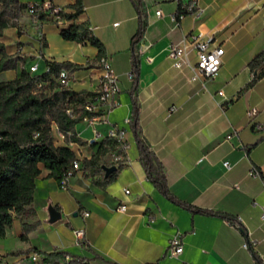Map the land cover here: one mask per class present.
<instances>
[{
	"label": "crops",
	"instance_id": "1",
	"mask_svg": "<svg viewBox=\"0 0 264 264\" xmlns=\"http://www.w3.org/2000/svg\"><path fill=\"white\" fill-rule=\"evenodd\" d=\"M19 1L51 3L71 14L76 0ZM142 1L148 26L137 48L140 81L135 94L129 78L132 39L139 27L135 0H82L83 14L60 23L50 17L37 22L23 9L17 24L2 31L0 59L5 53L19 54L23 60L15 69L0 72L1 81L14 79L33 64L42 74L48 62H68L69 88L96 94L101 75L98 49L60 35L73 23H87L105 46L120 92L105 120L84 130H78L83 122L77 124L75 130L85 143L69 146L79 160L90 158L112 129L125 131L127 145L121 154L123 168L104 188L83 171L61 188L42 167L32 205L36 213L16 219L0 239V258L7 264H43L41 255L33 262L34 250L63 251L92 264H257L236 224L172 203L148 179L131 127L133 98L140 109L142 137L155 153L171 193L196 208L234 216L264 263V77L242 91L253 78L249 63L264 50V0H198L203 13L187 14L179 22L173 20L177 1ZM10 29L14 39L8 36ZM193 31L214 36L225 50L219 74L205 86L191 80L188 68H175L170 56L171 46ZM192 59L195 62L194 55ZM253 108L257 114L250 116ZM62 142L57 145L67 144ZM118 150L105 160L113 163ZM255 168L260 176L253 175ZM121 204L125 211L119 209ZM50 207L61 212L56 222H51ZM85 212L90 215L85 217ZM23 223L37 224L26 239L21 237ZM77 229L84 230L83 243L77 242ZM176 235L183 252L171 258L167 248Z\"/></svg>",
	"mask_w": 264,
	"mask_h": 264
},
{
	"label": "trees",
	"instance_id": "2",
	"mask_svg": "<svg viewBox=\"0 0 264 264\" xmlns=\"http://www.w3.org/2000/svg\"><path fill=\"white\" fill-rule=\"evenodd\" d=\"M29 5L19 0H0V35L5 28L11 25V20L17 18L23 9ZM139 13V27L132 39L133 79L132 94L138 90L140 81V57L137 53L139 42L147 29L148 22L142 0H135ZM75 11L71 14H62L64 19L77 20L84 12L82 0H76L72 6ZM178 13L188 14L179 5ZM52 16L42 15L41 19ZM66 41L82 45H91L98 49V56L105 54V46L97 38L87 23H73L60 31ZM1 53V52H0ZM98 57V58H99ZM23 58L19 54L8 56L3 53L0 59V72L15 69ZM49 71L42 74H32L23 69L19 76L12 80L0 81V239L4 238L7 229L12 227L16 219L34 215L33 208L36 179L42 172V167L50 171L49 176L61 186L62 180L73 171L75 161H81V171L93 182L106 187L117 177L124 166V161L117 164V170L106 177L105 166H113L105 160L107 155L115 152L119 147L117 140L106 137L98 143L96 152L90 158L79 160L76 152L69 146L70 143L83 145L85 142L78 136L75 128L83 122L86 116L94 115L86 109V104L95 102L97 94L87 91H74L60 86L57 77L62 69L69 70L72 64L68 62H48ZM249 68L253 78L242 91L255 86L264 77V50L250 63ZM242 91L239 93H242ZM72 111L69 114L68 111ZM140 109L136 98H133V112L131 127L135 135L140 161L147 173L148 179L172 203L189 210L192 213L204 214L223 218L237 225L246 236L249 250L257 264H264L261 257L255 252L249 241L245 226L234 216L213 210H203L179 200L168 186L166 177L161 172V166L149 144L143 139L139 122ZM53 125L59 131L71 135L66 138V145H55L52 139ZM38 134V136H35ZM117 154H122L118 150ZM37 224L23 223L24 234L35 229ZM42 256L43 264H92L90 260L70 256L63 251L51 253L34 250Z\"/></svg>",
	"mask_w": 264,
	"mask_h": 264
},
{
	"label": "built area",
	"instance_id": "3",
	"mask_svg": "<svg viewBox=\"0 0 264 264\" xmlns=\"http://www.w3.org/2000/svg\"><path fill=\"white\" fill-rule=\"evenodd\" d=\"M179 3L181 8L186 10L188 14H193L200 16L203 13V9L199 6L198 0H188L185 4L184 0H175ZM29 14L37 22L41 20L42 15L50 14L54 21L60 23L63 21V12L59 7L53 6L51 3L43 4H31L27 7ZM158 15H161V11L157 12ZM185 15L184 13H178L173 16L175 22H179L181 18ZM195 57V62H193L192 57ZM225 55V50L222 45L216 42L214 36L207 35L203 32H190L184 34L182 40L171 46L170 56L173 60L175 68L182 69L188 68L191 73V80L193 82H200L204 86L206 82L214 79L220 72L223 57ZM150 59V58H147ZM98 65L101 69V75L98 78L99 88L97 91V96L95 102L87 103L86 109L90 112H93L94 115L86 116L83 118V122L88 123L89 126L95 125L97 122L105 120L106 116L111 112V110L116 106L115 97L120 92L119 80L115 75L109 58L106 54L98 58ZM27 70L32 74L39 73L38 64H33L28 66ZM50 70V66L46 65V71ZM135 77L134 72L129 73V78L133 80ZM57 80L62 87H70L71 77L69 72L65 69H62L57 77ZM220 94L222 92H219ZM69 114H72V111H68ZM257 114V109L253 108L249 115L255 116ZM260 127V126H259ZM56 135L59 139L66 141L67 136H70L71 133H64L58 130L56 127ZM35 136H38L36 134ZM96 137H101V135L96 132ZM109 138H114L119 144V148L122 151L127 149L125 142V131L112 129L108 135ZM123 155L115 154L113 163L118 164L123 161ZM225 167L229 168V163H224ZM82 165L81 161H75L73 164L74 170L81 171ZM73 171L69 172L68 175L62 180L61 188H66L67 182L70 177L73 176ZM253 175L260 176L259 170L256 168L252 171ZM126 193H129L126 190ZM119 209L121 211L126 210V205L121 204ZM89 212H85L84 216L88 217ZM264 218V214H263ZM75 237L77 242L83 243L85 240V233L83 229L75 230ZM248 247V242L245 244ZM183 252V242L179 235H176L171 239L167 248V256L171 258L179 257ZM33 262H38L40 257L38 254L32 256Z\"/></svg>",
	"mask_w": 264,
	"mask_h": 264
},
{
	"label": "rangeland",
	"instance_id": "4",
	"mask_svg": "<svg viewBox=\"0 0 264 264\" xmlns=\"http://www.w3.org/2000/svg\"><path fill=\"white\" fill-rule=\"evenodd\" d=\"M16 18H14V19H12L10 22H11V25L9 26V27H13L15 24H17V21L15 20ZM8 27V28H9ZM15 31L14 30H12V29H10V31H9V33H8V36L10 37V39L12 38V39H14L15 38V33H14ZM18 34L19 35H22L23 34V32H22V27H19L18 28ZM22 43H18V45H21ZM1 80H3V78L0 76V81ZM71 82H72V80H71ZM88 126V123H86V122H83L79 127H78V130H84L86 127ZM90 132V131H89ZM51 135H52V139H53V142H54V144L55 145H57V144H60V143H63L62 141L63 140H61V139H59L58 137H57V135H56V129H55V126L53 125V127H52V132H51ZM77 155V154H76ZM40 261V260H39ZM35 263H37V262H35ZM0 264H7L4 260H3V258H0Z\"/></svg>",
	"mask_w": 264,
	"mask_h": 264
},
{
	"label": "water",
	"instance_id": "5",
	"mask_svg": "<svg viewBox=\"0 0 264 264\" xmlns=\"http://www.w3.org/2000/svg\"><path fill=\"white\" fill-rule=\"evenodd\" d=\"M105 170V175L106 177H109L113 172H115L117 170V166L113 165V166H105L104 167ZM50 216H51V222H56L61 218V212L58 211L56 208L54 207H50Z\"/></svg>",
	"mask_w": 264,
	"mask_h": 264
}]
</instances>
